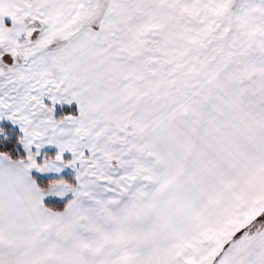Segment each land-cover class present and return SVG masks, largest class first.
<instances>
[{"label": "snow or ice", "instance_id": "6c2138e0", "mask_svg": "<svg viewBox=\"0 0 264 264\" xmlns=\"http://www.w3.org/2000/svg\"><path fill=\"white\" fill-rule=\"evenodd\" d=\"M0 264H264V0H0Z\"/></svg>", "mask_w": 264, "mask_h": 264}]
</instances>
